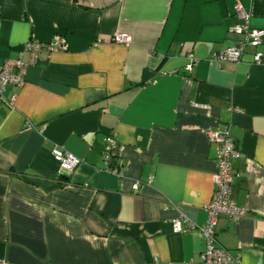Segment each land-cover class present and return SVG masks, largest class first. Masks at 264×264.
<instances>
[{
  "label": "crops",
  "instance_id": "0c3cea01",
  "mask_svg": "<svg viewBox=\"0 0 264 264\" xmlns=\"http://www.w3.org/2000/svg\"><path fill=\"white\" fill-rule=\"evenodd\" d=\"M236 1L0 0V62H29V41L67 45L40 51L0 93V262L198 264L203 235L170 222H205L217 168L207 131L220 128L246 214L219 216L215 237L241 264H264V39L260 63L251 49L213 60L238 39ZM239 1L264 30V0ZM108 136L119 177L103 169ZM54 147L79 158L71 173Z\"/></svg>",
  "mask_w": 264,
  "mask_h": 264
},
{
  "label": "built area",
  "instance_id": "2783aa9c",
  "mask_svg": "<svg viewBox=\"0 0 264 264\" xmlns=\"http://www.w3.org/2000/svg\"><path fill=\"white\" fill-rule=\"evenodd\" d=\"M234 14L238 22L234 24L231 31L238 36L236 42L213 54L214 61L233 60L239 61L241 56L249 49L252 50L253 61L261 62V53L257 47L264 39V30L251 28L249 26V14L243 4L237 0L234 4ZM111 40L116 43H130L131 36L125 32H115ZM66 41L60 36H55L50 42L29 41L24 48L29 51V62H24L20 57L5 58L0 62V93L8 86H21L25 81V73L30 63H35L38 53L42 50L47 52L66 49ZM186 71L191 70V64L185 65ZM210 142L216 145V172L214 183L216 188L209 202L204 207L206 220L197 225L194 222L176 217L171 220V228L174 232L197 229L205 239L204 249L200 253L198 264H241L240 254L230 252L218 243L215 237L214 227L217 218L221 215L227 216L235 221L240 220L246 214L244 208L239 207L231 197L234 171L232 159L238 155L234 142L227 129L212 128L207 131ZM117 143L113 137H106L104 141V152L102 155L103 169L115 176H121V166L118 163ZM53 158L65 173H71L80 163L79 158L70 152L59 148H52ZM138 184H134L136 190ZM0 264H5L0 262Z\"/></svg>",
  "mask_w": 264,
  "mask_h": 264
}]
</instances>
